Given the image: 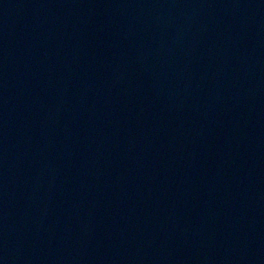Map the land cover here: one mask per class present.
Here are the masks:
<instances>
[{"label":"water","instance_id":"95a60500","mask_svg":"<svg viewBox=\"0 0 264 264\" xmlns=\"http://www.w3.org/2000/svg\"><path fill=\"white\" fill-rule=\"evenodd\" d=\"M0 264H264V0H0Z\"/></svg>","mask_w":264,"mask_h":264}]
</instances>
